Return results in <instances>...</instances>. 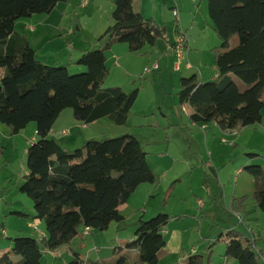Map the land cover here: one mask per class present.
Listing matches in <instances>:
<instances>
[{"label": "trees", "instance_id": "16d2710c", "mask_svg": "<svg viewBox=\"0 0 264 264\" xmlns=\"http://www.w3.org/2000/svg\"><path fill=\"white\" fill-rule=\"evenodd\" d=\"M67 2L0 0V123L12 136L36 124L39 140L27 150L29 173L19 191L32 200L33 219L46 226L43 247L33 237L10 239L12 246L2 253L0 264H42L43 249L71 248L81 228L108 231L112 224L125 221L121 208L140 186L158 182L148 163V153L132 135L89 141L73 151L49 139L56 121L67 109L83 125L107 119L115 126H126L139 89L127 93L120 87H104L110 74L106 55L118 44L128 45L131 54H139L156 47L159 40L155 34L159 25L136 9V0H114L111 25L97 40L106 39L105 43L77 61L84 72L71 75L66 67L42 64L28 39L16 33L15 26L21 19L50 15L59 4ZM207 5L220 40V45L212 49L217 77L206 83L196 75L180 78L179 102L189 106L191 122L215 123L223 132L260 125L264 110V0H207ZM176 32H181L179 24ZM234 37L237 43L229 49ZM233 76L244 85L237 84ZM247 157L254 160L259 155L248 153ZM244 170L254 179V205L264 212V167L253 163ZM248 200L247 196L232 198L230 209L244 215ZM12 214L30 218L22 212ZM170 220L167 214L150 220L141 218L133 240L125 247L129 252H138V261L131 262L126 254L114 264H159ZM0 236L6 237L3 233ZM212 248L210 244L206 248L207 260L203 255H189L185 264H211ZM73 256L68 264H87L79 253ZM224 258V264H264L256 238L238 230L228 233Z\"/></svg>", "mask_w": 264, "mask_h": 264}, {"label": "rangeland", "instance_id": "374dc122", "mask_svg": "<svg viewBox=\"0 0 264 264\" xmlns=\"http://www.w3.org/2000/svg\"><path fill=\"white\" fill-rule=\"evenodd\" d=\"M136 1V9L139 11L142 8L145 18L154 19L157 22L162 31V38H160L159 45L152 49L147 48L148 54H144L143 51L131 56L137 62L135 64L136 70L142 73L134 81L122 76L123 83L126 85L123 88L127 93H130L143 87L140 105L147 102V97H155V100L162 104L161 108L166 115L178 114L185 119L187 113L180 110L177 91H171V95H168V92L163 90L160 73L156 71L155 73L152 71L144 72V68L147 66L148 58L156 56L157 47H164L165 40L171 43L178 38L177 24H179L181 32L187 35L189 42L190 39L193 40V44L204 38L205 35L206 37L211 35L212 39H216L211 29L207 0ZM70 5L72 13L65 21L71 24L72 18L75 27L76 0H71ZM109 12L102 11L101 14L111 20ZM236 43L237 37H234L229 49L233 48ZM152 51L153 56H151ZM172 54L162 52L161 56L174 59ZM164 64L165 62H160V65ZM184 68L183 65L182 69ZM118 69L121 70L116 68L114 76L119 75ZM168 70H170L171 75L183 76V71L175 72L173 70V72L172 68ZM208 71L209 68H207ZM81 73L70 71L71 75ZM233 78L237 84H243L237 76H233ZM147 84L151 85L150 89L146 87ZM244 88L245 86H242V89ZM157 107L155 102L152 108L157 119L151 118L148 122L153 127H146L143 131L137 130L133 133V136L141 141L145 152L148 153V163L158 177L157 184H144L131 196L129 202L122 207L126 217L124 222L113 224L106 232L92 231L91 236H85L83 239L81 237H84V228H81L78 240L83 243L84 248L79 251L76 240L70 247L74 252L81 253L87 264H93L97 261L101 264H114L117 258L126 254H128L131 262H137L139 259L138 252L136 250L129 252L125 247L134 238L139 218L143 215V220H150L158 214H167L171 220L166 228V233H164L167 245L161 253L159 264H185V259L183 262L180 261L181 255L187 258L189 255L199 254L207 260L209 254L206 248L209 244L213 246L211 264H222L224 262L225 242L228 239V233L232 230H238L247 235L251 234L257 240L258 249L264 253V212L257 209L258 215L250 216V223L246 220L239 223L238 218L230 209L231 199L244 195L249 197L250 208H254L252 198L254 179L245 172L243 167L248 159V149L233 147L229 137H224L225 141H222L221 137H215L211 144L212 136L210 134L207 136L208 130L201 128L200 130L195 128L193 130L194 137H192L190 130L181 123L182 121L180 122L181 119L177 122L174 121L176 124L171 127V131L167 132L170 120L168 117L160 116L161 114L156 112ZM135 121L133 117L132 126ZM136 125H138L137 121ZM0 126L8 129L1 123ZM84 142L87 143V141ZM59 144L68 150H76V147L65 146L61 141ZM82 147L83 145L77 149ZM4 159L11 161L12 165L9 171L13 172L14 177L7 174L0 177V233L2 234L3 231L2 226H6L5 229L9 232L6 237L0 236V253L10 247V239L19 236L32 237L35 235V239L42 246L40 236L31 226L27 228V225L34 221V204L32 200L19 191L20 186L25 181V173H27V157L23 155L22 150L15 152L8 148ZM258 165L264 167V165ZM240 169L241 173L238 174L237 170ZM171 187L172 190L169 194L166 193ZM165 199L168 200L167 205L164 204ZM7 203L11 204L13 208L11 211H8ZM14 210L27 214L30 218L15 216L12 214ZM39 228L43 230L46 229V226L44 224ZM71 248L62 247L61 256L63 258L59 255L57 260L51 258L50 254H46L42 260L43 264H65L69 262L70 258L73 259Z\"/></svg>", "mask_w": 264, "mask_h": 264}, {"label": "crops", "instance_id": "0c3cea01", "mask_svg": "<svg viewBox=\"0 0 264 264\" xmlns=\"http://www.w3.org/2000/svg\"><path fill=\"white\" fill-rule=\"evenodd\" d=\"M113 1L114 0H76V8H75L76 12L74 11L76 13V26L74 27V23L71 17H70L71 24L68 23V21H65V19L69 17L70 13H72L71 5H70L71 0H68L67 3L59 4L50 15H34L30 18L19 20L15 26V31L19 35L25 36L28 39L30 45L36 51L37 60L40 61L42 64L51 67H66L69 72L70 71H74L76 73L84 72L85 68L83 66H79L77 64V61L84 53L93 51L105 43L106 39L101 42H97V40L105 33L107 28L111 25V20L107 16H106L107 18L103 17L101 12L105 11L106 13L107 11H110L109 16H111V13L114 10ZM139 12L145 17L142 8L139 9ZM211 29L213 30V34L215 35L213 24L211 25ZM180 31H182L181 28ZM209 36L206 37L205 35L204 38L199 39V41L194 42V44L192 42L193 40L191 41L190 39L191 51H189L188 55L183 60H181L180 71L174 70V66L177 63V56L172 54L171 52V47L174 45L177 39L175 41H172L171 43L165 40L164 47H157L158 49L156 50L157 52L156 56L154 58L153 57L148 58L146 64L147 66L144 68V72L146 68L148 67L150 68L157 63L159 65V69L156 72L160 73V77H161L160 80L163 81V85H162L163 90L165 92H168V95H171V91H175V92L177 91L176 92L177 98L179 92V80L181 77H191L193 75H196L199 81L203 83L211 82L215 80V78L217 77V71L215 67V56L212 53V49L220 45V40L217 37H215L216 39L214 40L212 39L211 35ZM159 41L160 39L158 40L157 45H159ZM144 52L148 54L147 49L144 50ZM162 52L166 54L168 53L172 54L174 59L171 57L168 58L162 57L161 56ZM151 54H152L151 56H153L154 54L153 51ZM132 55L134 54H131L129 52L128 45L126 44H118L114 46L107 53L106 66L109 69L110 74L104 85L105 88L118 87V86L123 88L126 85L123 83L122 76H126L134 81L142 73L136 70L137 67L135 64H137V62L133 57H131ZM129 60H131V62H128ZM161 61L165 62V64L160 65ZM183 65L185 67L184 69H182ZM116 68H120L121 70L118 69L119 75L114 76V72L116 71L115 70ZM171 68L172 71L174 70L175 72L183 71L182 74L183 76L176 77L173 74L171 75L169 73L170 70L167 71V69H171ZM207 68H209L208 72H207ZM152 73H155V71H152ZM2 74L3 72L0 71V82H1ZM146 87L150 89L151 85L147 84ZM142 88L139 89L138 100L132 110L131 113L132 117L130 115V119L126 126H115L107 119L98 120L90 125H83L82 123L74 119L72 110L67 109L60 115L59 119L56 121L49 135V138L52 140L55 139L58 143H60L61 141L65 144V146L72 145V147H76L77 149L79 146L85 145L86 142L84 141L87 142L93 140L105 141L107 139L120 137L126 134L133 136L134 131L137 130L143 131L145 130L146 127H153L152 124H148V122L149 119L151 118L157 119V115H155V112L152 108L154 106V103L156 102L158 106L156 112H158L159 115L161 114L160 116L168 117V119L170 120L167 132L171 131V127L176 124L174 121L177 122L178 120L181 119L180 122L182 121L181 123L188 130H190L192 137H194L193 130H195V128L200 130L201 128L202 130H208L207 134L205 133L207 136L208 134L212 136L213 139L211 141V144L215 139V137H221L222 141H225L224 137H229L231 138L233 147L235 148L238 147L240 149H246V150L248 149L249 151L248 153H255L259 155L257 159L254 160L247 159L243 167H246L247 165L253 163L264 165V113H263V122L260 125H255L243 129H235L229 132H223L218 128V126L215 123L197 124L191 122L189 119L191 110L189 106L181 105L179 102V98L177 100L179 102L180 110L183 113H187L185 119L182 117V115H178V114L166 115L161 108L162 104L157 102L155 100V97L152 98L147 97L146 99L147 102L143 105H140V95ZM123 90L125 91L124 88ZM174 104L176 105L175 100H174ZM133 117L137 121L138 125H136V121L135 124L133 123L134 124L133 126L131 125ZM38 140L39 138L37 136L36 124L34 123L28 125V127L25 130H23L20 134L15 136L11 135L9 129H4L3 127L0 126V149L2 151V154L0 156V177L4 174H7L8 176L12 175L10 177H14L13 172L9 171V168L12 165L11 161L9 159H4V155L7 152L8 148H11L12 151L15 152L16 151L21 152L22 150L23 155L27 157L28 148ZM28 173L29 171L27 169V173H25V175H28ZM142 186H140V188ZM249 201L250 200H248V207L246 214L240 215L238 213H234V215L237 218L238 215L241 217L242 220L241 222L238 218L239 223H243V221L245 220L248 223H250L249 217L250 216L253 217L255 214L258 215L256 211L257 208L255 207V205L254 208H250L251 204ZM7 207H8V211H11V209H13L11 204L8 203H7ZM14 212L16 211L14 210ZM121 212L122 215L124 216L122 208H121ZM141 218L144 219V216L142 215ZM141 218H139V220ZM33 225L42 227L44 223L39 220H34L32 224L30 223L27 225V228L28 226H31L34 229ZM248 225L251 226V224ZM40 231L43 232L44 235L46 236V229L43 230L41 229ZM2 233L5 236L9 235V232H7L5 228L3 229ZM22 235L25 236L28 234H22ZM34 236L35 235H33L32 237ZM81 238L83 239L85 238V236ZM9 244H10L9 248H11L12 242ZM76 246L79 251L80 249L84 248L83 243H80V240H78V238L76 239ZM257 247H259L258 244ZM4 251H2V253ZM57 251H59V249L55 251H49L47 249H43L44 256L46 254H50L51 258H53L54 260H57L59 255L61 256L62 249L59 252ZM2 253H0V258L2 256ZM71 253L72 255L74 253V250L72 248H71ZM76 253L78 252L76 251ZM79 254L80 257L83 259L81 253ZM61 258H63V256H61ZM73 259L71 260L70 258L69 262H66L65 264L72 262ZM183 259L186 260V257H184V255H181L180 261L183 262ZM18 260H19L18 258H15V261ZM224 263H225V258L222 264Z\"/></svg>", "mask_w": 264, "mask_h": 264}, {"label": "built area", "instance_id": "2783aa9c", "mask_svg": "<svg viewBox=\"0 0 264 264\" xmlns=\"http://www.w3.org/2000/svg\"><path fill=\"white\" fill-rule=\"evenodd\" d=\"M174 55L177 56V63L174 66L175 71H180V62L183 60L187 54H188V38L187 35H185L184 32H180L179 36L174 43V45L171 48ZM159 69V65L156 63L150 68H146L145 71H157ZM241 172V170L238 171V174ZM238 218L241 220V217L238 215ZM35 231L41 236V238L45 237L44 233L40 231L38 226L33 225ZM91 233V230L89 228L84 229V236H89Z\"/></svg>", "mask_w": 264, "mask_h": 264}, {"label": "water", "instance_id": "95a60500", "mask_svg": "<svg viewBox=\"0 0 264 264\" xmlns=\"http://www.w3.org/2000/svg\"><path fill=\"white\" fill-rule=\"evenodd\" d=\"M155 34L159 39L162 38V31L160 28L155 29Z\"/></svg>", "mask_w": 264, "mask_h": 264}]
</instances>
